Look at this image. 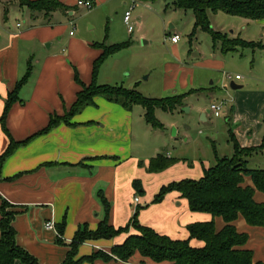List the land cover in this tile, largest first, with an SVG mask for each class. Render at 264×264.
I'll use <instances>...</instances> for the list:
<instances>
[{"label":"crops","instance_id":"1","mask_svg":"<svg viewBox=\"0 0 264 264\" xmlns=\"http://www.w3.org/2000/svg\"><path fill=\"white\" fill-rule=\"evenodd\" d=\"M25 1L38 0H0V156L11 142L18 143L0 170V220L4 201L12 210L19 211L13 221L17 243L40 264H61L81 227L87 225L96 230L102 221L108 220L118 229L131 224L136 212L141 225L172 239H187L190 224L212 219L221 230L226 224L222 217L192 211L188 200L178 191L169 192L162 201L154 202L162 186L183 179H199L216 163V159L213 163L208 157L194 158L193 150L179 151L183 143L190 144V139L180 138L179 128L175 125L177 121L171 124L173 134L166 133L167 122L162 121L161 128L153 127L145 119L143 106L127 109L98 96L93 106L85 107L70 123L62 121L39 133L48 126L52 115L63 116L70 110L82 89L78 79L85 84L91 83L94 62L102 53L101 44L106 43L101 40L100 33L76 28V16L85 8L78 5V0H59L64 7L51 13L32 11L23 4ZM92 1L91 9L102 8L110 13L115 0ZM11 17H16V21L10 25ZM241 23L245 29L255 24L264 36V19L244 18ZM175 34L178 33L169 36ZM231 38H236L235 34ZM245 41L264 44V38ZM178 42H172L174 49ZM189 42L192 46L193 40ZM213 47L221 51L214 41ZM190 62L191 56L184 63L167 59L160 85L163 94L151 96L162 99L184 95V105L173 112L183 111L190 95L217 90L213 86L198 87L201 82L199 69L207 71L211 77L225 65L216 53L213 57L200 56ZM30 68L27 81L17 89V98L6 112L9 94L16 90ZM224 73L222 81L225 85L228 84L226 81L236 83L242 79L231 74L232 78L228 80ZM164 93L169 95L163 96ZM227 94L223 100L226 104L233 102L228 108L230 106L234 122L242 118L241 104L258 103L264 114V87ZM209 115L213 114L206 113L203 120ZM257 123L261 125L259 121ZM258 133L252 132L250 123L243 131L238 127L235 130L242 147H259L264 134ZM259 153L264 154V150L252 156ZM158 155L178 161L162 171L151 172L148 168L150 160ZM257 165L261 168L264 162ZM244 186L254 187L251 177H245ZM254 198L264 203V192L256 189ZM48 221L54 224V229L46 227ZM234 224L239 232L248 234L245 247L252 250L254 261L264 262V226H252L242 215ZM130 232L136 231L131 228ZM1 235L0 229V238ZM127 236L128 233H122L110 239L87 240L79 245L77 257L96 251L110 253ZM191 243L197 247L204 245L200 240ZM15 264L24 263L17 260ZM82 264L155 263L137 253L128 261L96 260Z\"/></svg>","mask_w":264,"mask_h":264},{"label":"trees","instance_id":"2","mask_svg":"<svg viewBox=\"0 0 264 264\" xmlns=\"http://www.w3.org/2000/svg\"><path fill=\"white\" fill-rule=\"evenodd\" d=\"M23 4L28 5L32 11L48 13L64 7L59 0L25 1ZM172 7L192 10L195 23L191 36L195 35L197 29L207 31L224 53L243 47L264 48L261 42L245 41L240 37L230 38L227 34L214 30L209 17L210 12H224L250 20L264 19V0H173ZM128 46L129 43L126 42L116 45L102 43V53L94 62L91 83L85 84L78 79L82 89L70 110L63 116L52 115L48 126L39 133L52 129L62 121L70 123L72 118L85 107L94 105L95 98L98 96L120 103L127 109L134 105L143 106L146 121L153 127L161 128L162 123L155 117V110L161 108L173 112L184 105V95L157 99L145 96L136 88L127 89L119 85L99 84L97 81L100 67L105 60ZM30 73L31 68L18 83L16 90L9 94L6 112L17 98V89L27 81ZM231 140L234 145L232 156L217 157L216 163L206 169L199 179H183L162 186L154 199V202H160L169 192L178 191L188 200L192 211L222 217L226 224L221 230L216 228L215 221L212 219L190 224L189 238L172 239L151 227L141 225L137 220L136 212L131 224L118 229L110 225L108 220L102 221L96 230L89 229L87 225L81 227L70 244L71 249L67 258L61 264L94 263L98 259L107 262L128 261L137 253L155 264H264V262L254 261L252 250L245 247L248 234L239 232L234 224V221L242 215L250 225L264 226V203H259L254 198L256 189L264 192V168L249 167V158L254 153L264 150V140L259 147H242L233 133ZM17 145L18 143L11 142L8 149L0 156V170ZM177 161L176 158L158 155L150 160L148 168L151 172H159ZM246 176L251 177L254 187L244 186ZM102 200L107 205L105 198L102 197ZM11 208V205L5 201L1 205L0 264H15L17 260L24 264H40L34 255L17 243L13 221L19 211ZM131 228L136 232L131 233ZM122 233H128V236L122 243L116 244L110 253L96 251L91 255L76 258L81 243L101 238L110 239ZM192 240L203 241L204 245L194 246L191 243Z\"/></svg>","mask_w":264,"mask_h":264},{"label":"rangeland","instance_id":"3","mask_svg":"<svg viewBox=\"0 0 264 264\" xmlns=\"http://www.w3.org/2000/svg\"><path fill=\"white\" fill-rule=\"evenodd\" d=\"M134 1L115 0L110 13L104 12L102 8H82L76 16V28L100 33L101 40H105L107 45L129 43L127 48L109 56L101 65L98 83L119 85L127 89L136 88L147 97H159L163 94L160 93V85L167 59L184 63L190 56L192 62L200 56L213 57L216 53L225 61L224 67L217 69L218 71L211 77L207 71L201 72L199 69L197 73L201 75L198 87L213 86L217 90L213 93L203 91L190 95L187 98L188 105L183 108V111L168 112L157 108L155 117L161 123L162 121L167 122L166 133L173 134L174 127H171V124L177 121L175 125L179 128L180 138L185 140V137H189L190 144L183 143L184 146L179 150L180 152L193 150L194 158L208 157L213 163L217 157L234 154L231 134L235 135L237 127L243 131L250 123L252 132L257 131L259 135L264 134V114H262L263 110L259 107L260 105H257L258 103L241 104L242 118L237 122L231 120L232 111L230 106L228 108V105L233 102L225 105L220 117L209 115L207 120H203L201 114L210 108L213 100L223 101L227 93L264 87V50L253 51L250 48H241L238 52L222 53L219 49H214L212 36L207 31L197 29L195 35L191 36L195 21L192 10L173 8V0ZM128 10H131L132 32L129 31V26L124 20ZM209 15L211 27L227 34L230 38L234 34L236 38L240 37L245 40L258 41L264 38L263 32L255 24L247 29L243 28L245 25L241 21L244 18L240 16L224 12ZM15 21L16 17H11L8 22L11 25ZM1 23L2 14L0 12ZM90 26L96 28L90 29ZM71 29L74 30L73 27ZM170 33H178L181 36L176 45L177 49L173 48ZM190 39L193 40L192 46H190ZM224 72L241 75L242 79L236 81V84L244 87L240 90L232 89L229 81H226L228 84L225 85L222 81ZM167 95L169 94L163 96ZM234 105L237 110L236 102ZM257 121L261 123L260 126ZM259 162H264V154H255L249 158V167L260 168L257 165ZM261 166L264 168V165Z\"/></svg>","mask_w":264,"mask_h":264},{"label":"built area","instance_id":"4","mask_svg":"<svg viewBox=\"0 0 264 264\" xmlns=\"http://www.w3.org/2000/svg\"><path fill=\"white\" fill-rule=\"evenodd\" d=\"M78 5L85 7L87 9H91V8H93L94 3L92 0H78ZM124 20H125L126 24L129 26V31L132 32L133 27L130 23L131 22V10H128L125 13ZM71 34H73V32H71ZM179 39H180L179 34H175L173 36H170V40L174 43L178 42ZM224 74L228 80L232 78L231 74H229V73H224ZM235 78L240 79L241 76L235 75ZM225 105H226V102L224 100L223 101H214L211 103L209 110L214 116L218 117V116L222 115ZM135 201L138 202L139 198L136 197ZM46 227L49 229H54V224L52 222L48 221L46 223Z\"/></svg>","mask_w":264,"mask_h":264},{"label":"water","instance_id":"5","mask_svg":"<svg viewBox=\"0 0 264 264\" xmlns=\"http://www.w3.org/2000/svg\"><path fill=\"white\" fill-rule=\"evenodd\" d=\"M230 87L232 89H241L243 87V85H239V84H236L235 81H231L230 82ZM185 110V109H184ZM210 112V110L208 109L205 113H203V119H204V116H206V113Z\"/></svg>","mask_w":264,"mask_h":264}]
</instances>
